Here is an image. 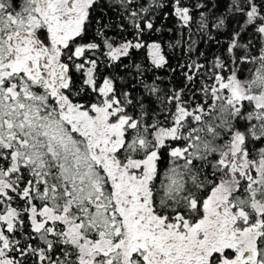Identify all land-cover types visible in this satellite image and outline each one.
<instances>
[{
  "label": "snow or ice",
  "instance_id": "6c2138e0",
  "mask_svg": "<svg viewBox=\"0 0 264 264\" xmlns=\"http://www.w3.org/2000/svg\"><path fill=\"white\" fill-rule=\"evenodd\" d=\"M0 264H264V0H0Z\"/></svg>",
  "mask_w": 264,
  "mask_h": 264
}]
</instances>
